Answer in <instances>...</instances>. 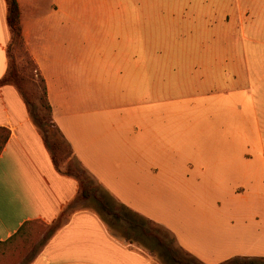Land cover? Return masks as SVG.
Instances as JSON below:
<instances>
[{
	"label": "rangeland",
	"instance_id": "obj_1",
	"mask_svg": "<svg viewBox=\"0 0 264 264\" xmlns=\"http://www.w3.org/2000/svg\"><path fill=\"white\" fill-rule=\"evenodd\" d=\"M70 3L92 26L93 57L108 61L110 74L125 75L110 78L109 90L120 91L134 113L139 172H151L164 188L166 200L158 203L170 208L165 216L183 231L180 224L200 214L190 204H203V216L219 217L222 232H231V246L217 264L264 257V0ZM23 6L47 10L55 1L23 0ZM26 73L25 88L39 90L35 70L26 65ZM33 104L38 116L45 113ZM39 130L64 171L70 163L79 184L105 193L73 155L51 148L65 142L52 122ZM93 198L80 197L78 206ZM59 221L24 226L7 242L15 252L12 264H24L28 257L20 252L39 247ZM157 264L166 262L159 257Z\"/></svg>",
	"mask_w": 264,
	"mask_h": 264
},
{
	"label": "crops",
	"instance_id": "obj_2",
	"mask_svg": "<svg viewBox=\"0 0 264 264\" xmlns=\"http://www.w3.org/2000/svg\"><path fill=\"white\" fill-rule=\"evenodd\" d=\"M54 1L53 9L24 11L18 0L24 39L45 79L54 126L120 216L106 213L95 198L78 206L77 177L54 162L18 88L0 85V264H12L7 242L22 226L60 218L43 244L20 252L30 258L24 264H157L156 253L146 246L151 237L130 225L121 204L161 224L178 250L202 264H217L231 246V232H222L219 217L203 216V204H190L200 214L182 222L183 231L165 216L170 208L158 203L166 200L164 188L155 185L151 172H139L134 113L120 91L109 90L110 78L123 80L124 73L110 74V63L93 57L92 26L78 19L74 0ZM10 37L6 0H0V79L8 68Z\"/></svg>",
	"mask_w": 264,
	"mask_h": 264
},
{
	"label": "trees",
	"instance_id": "obj_3",
	"mask_svg": "<svg viewBox=\"0 0 264 264\" xmlns=\"http://www.w3.org/2000/svg\"><path fill=\"white\" fill-rule=\"evenodd\" d=\"M6 4H7V22L10 27L11 37L7 48L8 68L6 73L0 79V85L13 84L19 89L24 101L28 106L30 115L32 116L34 123L36 124L38 129L40 128L43 130V127L46 124V122H52V124L54 125L52 119V105L48 97L46 82L36 61L34 60V58L32 57V55L30 54L27 48L23 35V28L21 22V9L18 0H6ZM17 55L21 56V59L24 60L25 63H19L17 59ZM26 65L31 69L35 70L39 80V82L36 84L37 86L39 85V90L30 91L25 88L26 83L30 79L29 74L26 73ZM32 80L34 83L35 82L34 78L31 79L30 81ZM33 103H38L41 110L45 111V113H42L40 116H38L35 110L36 108L33 106L34 105ZM56 130L62 136L60 130L58 128H56ZM7 136L8 134L5 135L4 141L6 140ZM51 148L52 149L54 148L55 150H59V151L61 150V152L66 151L67 153H65V155H67V157L73 155L72 147L61 140L52 142ZM53 158H54L53 159L54 162L58 164L57 159L55 161V156H53ZM67 173L71 175L72 174L78 175V172H74V169L72 168V165L70 163L68 165ZM91 196L98 201V203L102 206V208L106 211V213L110 215H119V212H115L113 210L112 204L106 196L104 195L99 196L88 183L80 180V197L89 198ZM121 209L124 217L135 230L140 229L143 235H145L146 237L148 236L151 237L150 238L151 241L149 242V244L146 242V246H148L152 251L156 253L157 258L159 257L162 258L166 262V264H202L193 257L181 253L178 250V247H176L175 245V237L163 226L156 227L155 222L141 216L140 214L131 210L130 208H128L123 204H121ZM32 222H37V221H32ZM32 222H28L27 224ZM24 226H22L18 232H21ZM54 229L55 227L51 230L50 234ZM157 229L159 231L161 229L163 233L161 234L158 233ZM11 249L14 254L15 253L14 248L12 247ZM28 259L30 258L28 257ZM227 263L264 264V257H260V258L246 257V260H239V259L237 260L235 257L226 260L220 264H227Z\"/></svg>",
	"mask_w": 264,
	"mask_h": 264
}]
</instances>
